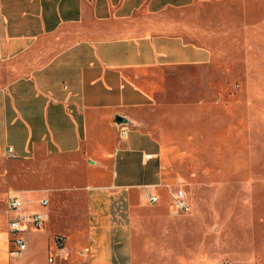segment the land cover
I'll return each mask as SVG.
<instances>
[{"label": "crops", "instance_id": "obj_1", "mask_svg": "<svg viewBox=\"0 0 264 264\" xmlns=\"http://www.w3.org/2000/svg\"><path fill=\"white\" fill-rule=\"evenodd\" d=\"M243 66L264 81V0H0V264L40 243L10 255L12 192L46 219L43 264H150L138 212L171 198L167 141L195 139L169 124L211 121Z\"/></svg>", "mask_w": 264, "mask_h": 264}, {"label": "rangeland", "instance_id": "obj_2", "mask_svg": "<svg viewBox=\"0 0 264 264\" xmlns=\"http://www.w3.org/2000/svg\"><path fill=\"white\" fill-rule=\"evenodd\" d=\"M250 70L238 67L233 75L228 70L220 100L212 99L218 113L211 121L169 124L175 131L196 130L194 140H169L165 147L167 170L176 177L172 193L183 190L190 211L172 212V200L163 194V211L138 212L144 216L136 222L134 236L138 247L150 251V264L264 261V131L254 130L264 125V81H250ZM258 71L264 75V67ZM28 232L26 241L29 236L40 238L31 257L43 264L47 236L39 230Z\"/></svg>", "mask_w": 264, "mask_h": 264}, {"label": "built area", "instance_id": "obj_3", "mask_svg": "<svg viewBox=\"0 0 264 264\" xmlns=\"http://www.w3.org/2000/svg\"><path fill=\"white\" fill-rule=\"evenodd\" d=\"M129 132L127 126L123 125L119 127V137L120 140H124ZM12 153V149H8V154ZM172 200V212L177 214H187L190 211L189 200L185 192L181 189L176 190L171 193ZM159 199L157 196L149 195L147 198V204L154 206L158 203ZM7 211L12 216L8 222V232L10 235V246H12V251L10 255L13 257L19 256L22 252L26 250V245L22 234L30 230H41L45 224V217L40 213H31L28 215H21L20 212L23 208V201L21 196L12 192L7 195L6 198ZM48 201L44 199L39 200V206L44 208L47 207ZM48 264H54V259L49 258Z\"/></svg>", "mask_w": 264, "mask_h": 264}, {"label": "water", "instance_id": "obj_4", "mask_svg": "<svg viewBox=\"0 0 264 264\" xmlns=\"http://www.w3.org/2000/svg\"><path fill=\"white\" fill-rule=\"evenodd\" d=\"M123 125L129 126L130 123L127 120H125L124 118L118 117L117 120H116L117 128H119L120 126H123Z\"/></svg>", "mask_w": 264, "mask_h": 264}]
</instances>
